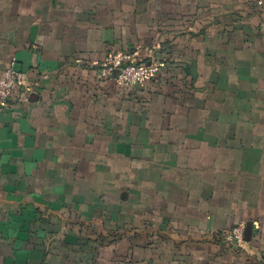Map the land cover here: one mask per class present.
Wrapping results in <instances>:
<instances>
[{
	"label": "crops",
	"instance_id": "0c3cea01",
	"mask_svg": "<svg viewBox=\"0 0 264 264\" xmlns=\"http://www.w3.org/2000/svg\"><path fill=\"white\" fill-rule=\"evenodd\" d=\"M115 51L156 76L101 78ZM13 58L0 264H264V0H0Z\"/></svg>",
	"mask_w": 264,
	"mask_h": 264
},
{
	"label": "built area",
	"instance_id": "2783aa9c",
	"mask_svg": "<svg viewBox=\"0 0 264 264\" xmlns=\"http://www.w3.org/2000/svg\"><path fill=\"white\" fill-rule=\"evenodd\" d=\"M17 66V59L13 58L0 79V100L4 104L14 95L17 96V102H26L29 100V95L37 89L38 84L32 81L31 75ZM157 70V64L136 62L131 53L115 51L109 53L100 63L98 72L103 79L115 76L119 84L135 89L155 77ZM224 238L232 246L243 247L244 224L235 226Z\"/></svg>",
	"mask_w": 264,
	"mask_h": 264
}]
</instances>
